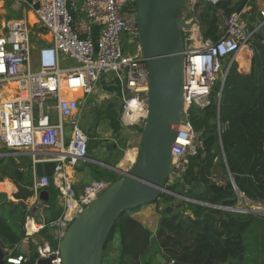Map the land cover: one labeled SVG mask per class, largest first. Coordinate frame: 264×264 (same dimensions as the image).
I'll use <instances>...</instances> for the list:
<instances>
[{
    "label": "built area",
    "instance_id": "built-area-1",
    "mask_svg": "<svg viewBox=\"0 0 264 264\" xmlns=\"http://www.w3.org/2000/svg\"><path fill=\"white\" fill-rule=\"evenodd\" d=\"M10 1L25 6L33 23L27 19L6 22L0 18V145L10 151L30 154L35 196L49 186L48 177H36L35 164L56 163L53 177L63 207L61 215L48 226L57 229L60 237L111 183L109 180L93 181L77 192L65 175V165L76 166L79 160H85L89 155V139L80 126L81 105L85 102L68 97L66 92L80 91L82 96H89L101 76L113 73L120 86V123L127 128L141 127L146 115L148 78L144 60L139 51L128 53L123 48L126 43L133 46L137 42L135 0ZM201 1L217 3L220 0ZM78 3L80 7H77ZM259 15L262 22L255 27L243 17V11L222 17V35L217 41L202 38L197 23L183 28L184 111L171 147L173 161L168 185L183 183L191 159L202 150V140L190 123L189 111L192 107L202 109L209 104L215 82L220 75L222 81L229 68L227 66L223 72L222 59H235L244 51L252 56V42L256 36L261 37L260 43L264 45L260 32L264 25V11ZM34 25L40 30L43 41L37 48L33 47L30 35ZM67 63L74 65L68 66ZM47 102L51 103L48 108L45 106ZM49 108L56 113L55 123L49 120ZM66 130L70 134L69 140L65 139ZM130 151L134 154L132 159L126 155ZM52 152L57 154L55 158H39ZM137 153V147L127 150L122 159L126 158V164L120 166V162V169L128 170ZM234 191L239 200L252 203L237 188ZM168 193L171 192L168 190ZM184 200L191 201L189 198ZM218 207L241 214L263 211L262 208L251 210L249 206ZM30 220L34 227L33 219ZM34 230L37 231L36 227ZM37 251L39 259L53 256L50 264H61L58 248L46 244ZM24 259L23 255H8L5 262L21 264Z\"/></svg>",
    "mask_w": 264,
    "mask_h": 264
},
{
    "label": "trees",
    "instance_id": "trees-1",
    "mask_svg": "<svg viewBox=\"0 0 264 264\" xmlns=\"http://www.w3.org/2000/svg\"><path fill=\"white\" fill-rule=\"evenodd\" d=\"M251 1H201L195 8V17L202 38L217 41L222 35V17L240 13ZM262 29L264 37V25ZM131 46L124 44V51L130 53ZM252 47L249 72H241L240 64L231 61V57L222 59L225 64L223 72L227 66L229 68L221 92V81L218 79L210 93L209 104L202 109H190V123L202 140V150L191 159L183 183L167 185L170 192L213 206L236 205L237 195L233 189L218 192L209 189L214 182L216 166L219 164L225 171L221 138L226 165L237 190L248 200L264 204V45L260 43L259 36L255 37ZM110 149L115 150L116 146L111 145ZM94 174L96 180H107L102 174L111 176L100 167H96ZM7 177L18 185V191L12 196L18 203L0 205V248L13 250L10 256H17L14 250L23 240L24 231L11 222L19 215L24 220L27 213L24 202L33 195L31 166L20 183L14 179L12 172ZM177 186L182 189L176 190ZM46 190L57 197V190L53 187ZM161 197V204L154 203L159 214L155 235L132 217L138 208L122 213L104 246L102 264H152L153 257L157 264H162L156 255L164 259V264L171 261L183 264H264V217L209 208L183 200L171 207L175 197L170 194H162ZM50 208L51 218L48 220L51 221L61 215L62 209L56 200ZM187 211L191 216L181 218L180 215ZM250 231L253 237L247 240ZM41 234L53 248L58 247V241L45 229ZM115 240L117 256L108 262L106 254ZM29 248L30 253L21 264H36L39 260L36 247L30 244Z\"/></svg>",
    "mask_w": 264,
    "mask_h": 264
},
{
    "label": "water",
    "instance_id": "water-1",
    "mask_svg": "<svg viewBox=\"0 0 264 264\" xmlns=\"http://www.w3.org/2000/svg\"><path fill=\"white\" fill-rule=\"evenodd\" d=\"M184 2L185 0H135L137 43L148 78L147 108L140 127L138 153L133 164L126 171L120 169L119 164L98 163L108 173H116L119 177L111 181L109 187L83 209L65 228L63 235L56 237L61 264H102L104 246L122 213L155 202L161 204L162 194L180 197L183 201L188 199L183 195L168 193L167 190L173 161L171 147L184 111L185 41L182 25ZM77 7H80V3ZM81 17L87 20L84 14ZM226 73L221 81L220 92ZM220 150L230 179L225 185L212 182L209 189L213 192L236 188L226 165L221 138ZM2 160L0 158V163ZM85 160L77 162L79 169L88 166ZM55 166L54 162L36 163L34 167L36 177H52ZM13 177L21 181V171L15 169ZM198 185L197 183L196 186ZM7 199L8 195L0 192V205ZM39 200L49 202L47 190L40 191ZM189 202L228 211L193 200ZM173 206L171 204V207ZM234 213L239 212L234 211ZM248 214L254 215L255 212ZM188 216H191L190 211L180 215L185 219ZM8 255L7 251L0 248V264H7L5 258ZM156 258L162 264L165 263L160 255H156ZM52 259L53 256L39 259L36 264H50Z\"/></svg>",
    "mask_w": 264,
    "mask_h": 264
},
{
    "label": "crops",
    "instance_id": "crops-1",
    "mask_svg": "<svg viewBox=\"0 0 264 264\" xmlns=\"http://www.w3.org/2000/svg\"><path fill=\"white\" fill-rule=\"evenodd\" d=\"M243 17L248 21L250 26L255 27L259 23L262 22V19L259 15L260 11H264V0H253L248 6H246L243 10ZM14 13H17L16 18H11ZM193 10L190 8L188 14L183 18L184 23L187 28H189L193 24H198L197 20L194 18L195 16L192 14ZM31 14L27 11V8L22 4H14L10 0H0V18L4 21H12L17 19H28ZM194 16V17H193ZM10 17V19H7ZM32 17V16H31ZM33 19V17H32ZM33 22V20H32ZM263 31V29H262ZM260 31V32H262ZM245 51L240 53L235 59L237 63L240 64V71L243 73H248L250 70L249 59L250 55H245ZM247 54V53H246ZM68 65V63H67ZM71 66V65H68ZM120 86L118 81L113 73H109L103 75L99 78L98 82L95 85L94 92L89 96H78L80 93L75 92L72 94L71 92H66L68 97L78 98L80 103L85 102V104L81 105L82 107V115H81V124H84V119H87L89 126H91V137L89 139V155L86 162H88V166L83 168L82 170L78 168V166H70L65 165L63 170L65 171V175L67 176L68 181L71 183L73 189L77 192H80L83 187L93 181H97L95 176L93 175L96 167H100L102 170L104 167L98 165V163H107L112 164L107 158L112 153L120 152L123 146L130 144L133 142L131 147L139 146L140 142V133L138 132L139 126L127 128L124 127L120 123ZM103 94H106L103 96ZM109 94V95H107ZM80 97V98H79ZM82 97V98H81ZM106 98L107 101H104ZM110 98V99H109ZM91 101V102H89ZM104 104V105H102ZM46 108L51 106L50 102L45 104ZM100 109V110H99ZM103 109V110H102ZM49 120L52 123L56 122V113L53 109L49 108ZM104 122L105 127H101L100 121ZM86 127V126H85ZM82 129V128H81ZM105 129L107 134L106 142H103L100 137H97L99 131ZM70 134L69 131L66 130L65 139L69 140ZM115 145L116 149L111 150L110 146ZM132 151L128 152L126 155L130 156ZM57 156L56 153H45L44 155H40L39 158L51 159ZM107 156V157H106ZM0 158L3 159L0 163V192H5L8 195V199L6 202L18 203V201L13 200L12 196L18 191V185L7 176L10 172H13L15 169H18L22 173V180L18 181L19 183L24 181L26 178L27 169L29 166L32 167V157L26 151H10L8 149L3 148L0 145ZM38 158V159H39ZM126 158L121 161L120 166H123ZM131 161V160H130ZM114 164V163H113ZM6 175V176H5ZM32 176V170H31ZM117 176V175H116ZM118 177V176H117ZM15 179V178H14ZM53 187L57 190L56 202L59 208L62 209L63 205L58 196V188L57 181L55 177L49 178V186ZM47 187V188H48ZM46 190V189H44ZM33 195L28 198L24 205L26 206V215L24 216V220L21 219V216L14 218L12 220V225L16 227H20L24 231V238L19 245L15 247V252L18 255H23L24 257H28L30 253L29 245L32 244L36 247V251L39 247H42L46 244L50 245L51 242L44 237L41 233L43 229L51 235L54 240H57V229L50 228L48 226L49 223L53 222L56 219L48 220L51 218L50 214V195L49 194V202L45 203L39 200L38 196L34 195V191L32 189ZM48 192V191H47ZM49 193V192H48ZM150 206V205H149ZM143 211V209H138L136 212L132 214V217L141 223L146 228L148 227V222L153 221L152 212ZM33 219V225H31V220ZM43 226V227H42ZM36 227L37 231L34 230ZM56 232V233H55ZM11 255L13 250H5ZM38 253V251H37Z\"/></svg>",
    "mask_w": 264,
    "mask_h": 264
},
{
    "label": "rangeland",
    "instance_id": "rangeland-1",
    "mask_svg": "<svg viewBox=\"0 0 264 264\" xmlns=\"http://www.w3.org/2000/svg\"><path fill=\"white\" fill-rule=\"evenodd\" d=\"M200 2H201V0H194V1H192V0H185L184 6H183V9H182L183 28H187L186 24L183 21V18L188 14V11H189L190 8L193 10V13L192 14L195 16V8H196V6ZM14 14L15 15H13V17H11V18H16L17 17L16 15H18V14L17 13H14ZM194 18L196 19V17H194ZM7 19H10V17H7ZM27 20L30 22V24L33 23L32 22L33 19H32L31 16ZM30 35H31V42H32V45H33L34 48H37V47H39V46H41L43 44L42 38L40 36L41 35V32H40V30L38 29V27L36 25H34L31 28V34ZM44 42H45V40H44ZM138 51H139V47H138V43L136 42V43L133 44V46H131V51L129 49V52L130 53H135V52H138ZM246 53H244V54L245 55H248V53L247 54ZM68 65H74V64L73 63H68ZM221 65L222 66L225 65L223 61H221ZM221 78L222 77L220 75L219 76V79L221 80ZM105 95L106 94H103V96H105ZM107 95H109V94H107ZM78 96H81V93ZM104 99H105L104 101H107L106 98H104ZM102 105H104V104H102ZM99 121H100L99 123H100L101 127H105L104 126V122H101L103 120H99ZM84 124L85 125H83V126L81 125V128H82L83 132L88 137H91V128L92 127L89 126L87 119H84ZM97 137H100L101 140H103V142H106L105 139L107 138V134L105 132V129H102V131H99V133L97 134ZM131 145H133V142H131L130 144H127L126 146L124 145L123 148H122V150L120 152H117L116 154L115 153H112L111 155H109L108 157L106 156V157L109 158L110 163H112V164L113 163L114 164H119L122 161V159L124 158L126 151L131 148ZM135 147H137V146H135ZM130 154H131V157H133V155H134L133 152L130 153ZM128 156L129 155H127V158H128ZM219 162H217V163H219ZM214 170H215L214 171V182L217 183V184H219V185H225L229 181V179H230L229 175L226 172V168H225V171H224V169H222L219 166V164H218ZM107 173H108V171H107ZM108 174H111V176H108L107 174H102V176L105 179L109 180V181L113 180L114 178H117V176L119 177V175L116 174V173H108ZM93 175L95 176L94 173H93ZM181 189H182V187H180V186H177L176 187V190H178V191H180ZM191 191H192V189H190V192ZM56 198L58 200V197H56L54 195H50V203L54 202L56 200ZM180 201L181 200H180L179 197H175V200L173 201V205L175 203H179ZM255 205H259V206H255ZM246 206H249L251 208V210H254L256 208H262L263 211H260V210L258 212L256 211L254 215L259 216V217H264V204L256 203V202H252V203L251 202H248L247 203L246 201L239 200L237 198V203H236V205L234 207H239L240 208V207H246ZM140 208L143 209V211H148V208H150L149 211L152 212V217H153L152 220L153 221H149L147 223L148 224L147 229H149L152 232V234L155 235L156 229H157V224H158V221H159V214L157 213L156 205L155 204H150V206L149 205H144V206H142ZM140 208H138V209H140ZM243 210H245V209H243ZM252 237H253V232L250 231L248 233V235H247V240L251 239ZM154 255H156V253ZM116 256H117V240H115L114 243L109 246L108 252L106 254V260L108 262H112L113 260H115ZM151 263L152 264H157L155 262V258L154 257L152 258Z\"/></svg>",
    "mask_w": 264,
    "mask_h": 264
},
{
    "label": "bare ground",
    "instance_id": "bare-ground-1",
    "mask_svg": "<svg viewBox=\"0 0 264 264\" xmlns=\"http://www.w3.org/2000/svg\"><path fill=\"white\" fill-rule=\"evenodd\" d=\"M75 92H79L80 93V91H75ZM75 92H71L72 94H75ZM129 158H130V156H128ZM124 164H126V161L124 162ZM123 164V165H124Z\"/></svg>",
    "mask_w": 264,
    "mask_h": 264
}]
</instances>
